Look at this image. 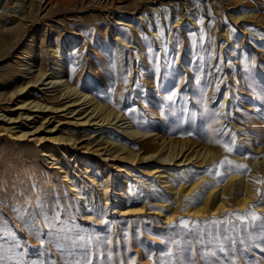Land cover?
<instances>
[{
	"label": "rangeland",
	"instance_id": "obj_1",
	"mask_svg": "<svg viewBox=\"0 0 264 264\" xmlns=\"http://www.w3.org/2000/svg\"><path fill=\"white\" fill-rule=\"evenodd\" d=\"M12 1L6 0L5 3V0H0V14L11 9L13 12L22 11L28 17L22 20L24 26L8 32L13 35L16 33L14 42L0 50V227L6 230L5 235L11 234L14 241L22 245L16 252L26 255L17 258L36 264L42 258L37 256L41 244L38 238L28 234L17 223L10 209L24 200L41 197L46 202L59 205L61 211L70 209L77 224L76 230L90 238L93 245H99V250L107 249V253L111 254V259L100 258L95 264H187L185 255L195 264H212L219 258H226L227 264H233V261L235 264H264V219L252 220L249 215L254 213L264 218V211L257 209L264 201H260L257 194L244 209H230L204 218H192L181 212L171 221L165 222L157 211H171L163 204H153L145 187L150 178L134 173L129 206L147 204V211L124 216L111 211L107 217L96 213L88 202L86 211L93 215V219H87L78 199L54 166L56 158L47 159L40 151L47 142H35L41 130H34V126L42 124L44 127L52 122V132H55L60 123L57 120L64 119V111L48 112L47 119L42 120L39 118L43 111L21 108L15 103L28 89L30 100L41 102L42 105L66 108L68 100L75 97H57L53 91L56 87L46 84L55 71L54 59H57L49 47L59 43L65 51L61 59L64 78L67 77L79 91L89 89L91 95L97 98L100 90L110 87L115 92L118 84L119 96L115 99L110 93V103L117 104L119 111L126 113L139 129H152L174 142L190 138L205 146L210 144L209 139L217 137L222 142L234 140V151H223L220 158L213 159L208 168L218 164L225 156L234 164L247 166V163L239 160L240 157L250 154L258 158L261 154L249 151L251 148L246 144L252 143L253 136L264 139V25L252 17L253 14L264 17V0H217V4L216 0H182L178 9L184 14L181 25L173 21L176 16L170 5L175 2L172 0H143L133 13V10L127 12L117 9L133 0H113L112 9L108 5L110 0H68L67 5L61 0L58 7L48 9L43 6L31 13L26 11L24 5H15ZM185 1L189 3L185 4ZM1 6H5V10H1ZM217 8L221 11H217ZM153 9L158 11L154 12ZM163 14L164 17L169 15V24L164 23ZM229 14H234L238 19L233 21ZM119 15L124 18L133 16L139 20L140 25L134 29L136 44L131 43V39H125V42L116 36L115 23ZM154 16L162 23V34L171 28V41L152 35L156 24ZM15 17L13 13L4 16V19L7 18L2 21L4 27L13 28L21 22H15ZM227 25L229 32L223 33L222 29ZM138 28L142 29L143 36L139 34ZM29 66L31 68L27 70ZM38 69L43 70L44 77H39L33 85L29 84ZM90 74L94 76L93 81L89 79ZM22 87L23 91L10 95ZM85 115L86 112L77 117ZM116 119L97 133L107 131L102 137L117 141V132L127 124L122 117ZM25 131L24 137L15 136V133ZM75 131L73 134L78 138V147L92 142V139L81 137L80 130ZM189 132L192 135H188ZM210 146L219 147L213 143ZM194 168L181 166L183 171L180 178L187 181L188 176L193 177ZM220 171L223 173L224 169ZM96 175L100 177L102 173L98 171ZM216 180L224 182L225 176ZM258 185L264 193V184ZM150 186L154 188L152 182ZM154 191L157 200L167 203V197L159 189L154 188ZM180 221L186 222L187 226H182ZM53 257L59 259L55 254Z\"/></svg>",
	"mask_w": 264,
	"mask_h": 264
},
{
	"label": "bare ground",
	"instance_id": "obj_2",
	"mask_svg": "<svg viewBox=\"0 0 264 264\" xmlns=\"http://www.w3.org/2000/svg\"><path fill=\"white\" fill-rule=\"evenodd\" d=\"M13 1L15 5L17 4L24 5L26 8V11L31 13L34 11L37 12V10L41 9L43 6L48 7V9L53 8V7L54 8L58 7L61 0H28L27 3H25L26 1L24 2L22 0H13ZM62 1L64 5H67L68 0H62ZM112 1L113 0H110L108 2L110 9H112L113 7ZM172 1H175V2L170 3V5L173 8V13L176 16L175 18H173L174 19L173 21L175 24L180 23L179 25H181L182 23L181 21L184 20V14L179 12L180 10L179 3H181L182 0H172ZM142 2L143 0H140V1L133 0L130 4L126 6H122L120 8L117 7V9L118 10L122 9L127 12L133 10L131 11L133 13L136 10V8L139 6V4ZM5 3H6V0H5ZM188 3H189L188 1H185V4H188ZM215 4H217V0ZM202 6L203 5H201V7ZM1 7H3L1 8V10H5L4 8L5 6H1ZM207 8L209 7L207 6ZM146 10H148V8ZM156 10L158 11V9ZM156 10H154V12ZM212 10H215V9H212ZM217 11H221V9L217 8ZM212 12H215V11H212ZM12 13L15 14V16L17 17V21L15 22H18V20H21V22L13 26V28H5L4 25L2 24V21L4 19L3 17L11 16ZM168 13L170 12L168 11ZM200 14H201V11H200ZM104 15H106L107 17V14H104ZM233 15L229 14V16L232 17V20L236 21L238 18ZM152 16H149V17H152ZM168 16L169 15H166L164 17V14L162 16V19L164 18L165 20L164 22L165 24H169V21L171 20V19L169 20ZM26 17L28 16L23 14L22 11L13 12V10L11 9L5 10L4 14H0V50H2L5 47L8 48V46L14 42L16 33L15 35H13V33L9 34L8 32H11V31L14 32L18 30L16 28H18L19 26H24L25 23H23L22 20L26 19ZM252 17H254L256 21L264 25V17L256 15V14L255 15L253 14ZM6 19H4V21ZM116 20H117V22L115 23L116 24V27H115L116 36L117 37L119 36L122 41H125V39H128V40L131 39V43H135L136 37L134 35V29L140 25V24L138 25L139 20L135 19L133 16L129 18H124L120 15L116 17ZM153 21H155L156 24H155V28L153 29V31H151L152 35L154 36L159 35L160 39L163 40L165 38L167 41H169L171 39V30H170L171 28L168 29L169 31H166L165 34H162L163 30H162V23L160 22V19H158L157 16H154ZM153 21L151 22L153 23ZM190 21H193V20L191 19ZM195 23L197 22L195 21ZM203 27L204 26H202V28ZM228 29L229 28L227 25L226 28L222 29L223 33H226ZM141 30H142L141 28H138L139 34H142L143 36L144 34L142 33ZM219 33H222V32L220 31ZM144 39H146V36H144ZM58 44L54 46V43H53V45H50L49 47V50H51L53 54H56L55 57L57 59H54L55 66H56L55 71L53 70L54 72L51 73L52 74L50 77L51 79L50 81L46 82V84H51L50 87H56V89L53 91L56 92L57 97L65 96V98H67L73 95H75V97L70 98L68 100V104L66 105V108L55 107L54 105H51L52 103L50 104L51 106L46 105V104L42 105L41 102L40 103L36 102L33 99L30 100V93H29L30 90L28 89L22 94V96L15 103H17V106L21 108L29 107V109L34 108L35 110L43 111V115L41 116V118H39L42 120L46 118L48 112L58 113L60 111H64L62 113V116L64 119L57 120L60 123L55 132H52L54 130L52 129L54 128L52 122L44 127H42V124H40L37 127L34 126V130L38 128H40L41 130L40 134L35 138V142H41L43 140L47 142L45 148L42 147L40 151L43 153L44 157L47 159L56 158V163H54L55 164L54 166L58 168L59 172L64 177L68 185V188L74 193L75 197L78 199L80 208H81V211L83 212L84 217H86L87 219H93V215L86 211L88 202L91 204L93 210L96 213L101 214L102 216L107 215V217L108 215L111 214V211H113V213L118 214L119 216H124L127 214H133V213H141L143 211H147L148 209L147 204H143L142 206H139V207L129 206L130 194H131L130 193L131 183L133 182L132 180H133L134 173H139L141 175H144L150 178V181L146 184L145 187L150 197H152L153 204L160 205V206L163 204V206L167 207L171 211L170 213H162L160 211H157V213L161 216V219L164 220L165 222L171 221L178 213H181V212L192 218H204L209 215H217V214L223 213L230 209H235V208L244 209L250 205V203L253 201V199L255 198L257 194V191H256L257 188H259V185H258L259 183H254V182L264 179V139L260 140L253 136V139H251L250 141L252 143L246 144L248 147L251 148V150L249 151L255 154H261V155L257 159H253L252 157H254V155H250V154L249 156H245L249 158H245L244 156L240 157L239 160H242L243 163L248 164L244 172L241 171L240 174H235V170H234V173L232 175L225 176L224 182H218L216 178L212 177V175H208L205 172V170L209 169L208 165L212 163L213 159L220 158L222 152L224 151L222 147L220 146L211 147L210 144L212 143H210L208 146L207 145L205 146L197 141L191 140L190 138H187L181 141L177 140L176 142H174V140L168 139L167 137H165L166 135L165 136L164 134L161 135L159 134V132L153 131L152 129L149 131H143L139 129V126L135 122H133L127 116L126 113H121L119 111L117 104L110 103V100H109L110 93L113 95V98L115 99H117L119 96L120 89L117 86L118 84L115 86V92H112L111 88L109 87L107 89L100 90V94L96 98L91 95L89 89H87L86 91L85 90L79 91L78 88L74 86V84H72L67 79V77L64 78L63 64L61 63V59L63 58L65 51L63 47H60V45ZM144 47H147V46H144ZM168 49H170V47ZM129 55L131 56L132 53ZM142 57L140 58L142 59ZM64 59H65V56H64ZM118 66H121V65H118ZM30 68H31L30 66L26 67L27 70H29ZM28 72H31V71H28ZM36 72H35L36 74L33 75V79H31V81L28 82L29 84L30 83L34 84L39 77H44L43 70L41 71L38 69V71ZM131 72L133 71L131 70ZM120 75L122 74L120 73ZM10 76L12 79V75ZM89 79L93 81L94 76L90 74ZM119 80H120V77H119ZM227 89L229 90V88ZM21 91H23V87L20 88L18 91H12L10 95H13V94L15 95L16 92H21ZM132 94H135V93L132 92ZM229 94H231V92ZM205 95L207 96V93ZM54 99L55 98H53V100ZM207 99H204V100H207ZM60 105H62V103ZM69 107H72V108L69 109ZM59 108H61V110ZM80 110L82 111L79 112ZM75 111H77V113H74ZM72 112L74 114L72 116L71 115L69 116V114ZM85 112H86L85 116L77 117V116L84 114ZM155 116H156V110H155ZM118 117L120 118L122 117V120H125L124 122H126L127 126H125L124 128H121L117 132V135L115 137L117 138L116 139L117 141H113L115 140L114 138H110V137L106 138L107 136L102 137V135H106L105 133L107 131H102L101 133H97L99 132L98 130L104 128L105 125L110 124L113 120H115ZM94 125H97V127L94 128ZM4 129L6 130L7 128H5L4 126ZM75 130H80L79 132L81 133V137L86 138V139H92V142H95V143L92 145V142L90 143L86 142L84 143L85 145L78 147V143H77L78 138L74 136L75 134H73ZM25 135H26V131L22 133H15V136L19 138L24 137ZM115 142H118V143H115ZM62 144L64 146L60 147ZM70 147L73 150L70 149ZM179 155L180 157L176 159ZM93 164L95 166H93ZM187 165H189V167L195 166V168L193 170V177L188 176L187 181H184L180 178V173H182L183 171L182 169H180V167L181 166L187 167ZM107 166L109 167V170H107ZM98 171L99 173H102L100 177L96 175V172ZM201 173H204V174H201ZM150 182L153 183L154 188L159 189L162 192V195L167 197V203H165V201L157 200L155 198V191H154V188L150 186ZM196 193L199 194V197H201L202 200L198 199L196 205L186 206L185 198L186 197L192 198L194 194ZM257 209L264 211V204L258 205Z\"/></svg>",
	"mask_w": 264,
	"mask_h": 264
},
{
	"label": "snow or ice",
	"instance_id": "obj_3",
	"mask_svg": "<svg viewBox=\"0 0 264 264\" xmlns=\"http://www.w3.org/2000/svg\"><path fill=\"white\" fill-rule=\"evenodd\" d=\"M171 99L172 97L169 96V100ZM188 135H192V133L189 132ZM208 142L218 144L225 153H231L235 148L234 140L222 142L217 137L209 139ZM252 158L257 159L256 157ZM246 167V165L234 164L225 156L218 164L206 169L205 172L215 178H221L232 175L234 170L235 174H240L241 170ZM220 169H224V172L222 173ZM254 183L264 184V180ZM256 191L260 201H264V193L261 192V189L257 188ZM198 199L202 200L198 193L194 194L192 198L186 197L185 205H196ZM10 211L17 223L21 224L28 234L40 240L41 250L37 252V256L42 258L36 264H95L100 258L111 259V254L107 253V249L99 250V245H93L90 238L84 237L76 230L77 224L68 208L61 211L59 205L37 197L34 200H24L22 204L13 205ZM249 215L252 220L264 219L254 213H249ZM180 224L187 226L184 221H180ZM5 232L6 230L0 227V264H32L31 261H21L17 258L26 255V253H17L16 249L21 248L22 245L16 243L11 234L5 235ZM53 254L59 259H55ZM185 259L187 264H195L194 260H188L187 255H185ZM212 264H227L226 258L214 260Z\"/></svg>",
	"mask_w": 264,
	"mask_h": 264
}]
</instances>
